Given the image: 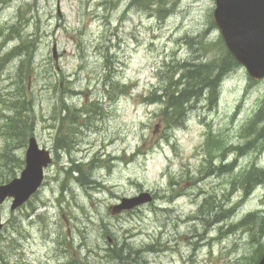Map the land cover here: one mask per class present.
I'll use <instances>...</instances> for the list:
<instances>
[{
	"label": "rangeland",
	"instance_id": "obj_1",
	"mask_svg": "<svg viewBox=\"0 0 264 264\" xmlns=\"http://www.w3.org/2000/svg\"><path fill=\"white\" fill-rule=\"evenodd\" d=\"M214 8L0 0V184L19 174L30 135L52 154L27 202L0 205V264L257 263L264 77L231 64L214 101L193 98L173 122L158 100L184 62L224 56ZM141 193L151 201L110 211Z\"/></svg>",
	"mask_w": 264,
	"mask_h": 264
},
{
	"label": "water",
	"instance_id": "obj_2",
	"mask_svg": "<svg viewBox=\"0 0 264 264\" xmlns=\"http://www.w3.org/2000/svg\"><path fill=\"white\" fill-rule=\"evenodd\" d=\"M213 21L227 49L245 66L248 74L254 79L264 76V0H215ZM49 161L48 151L38 149L34 137H30L25 167L18 178L0 185V203L13 197L10 209H14L27 200L41 184L42 167ZM149 199L145 193L122 199L120 204L111 207V211L129 209ZM257 264H264V253Z\"/></svg>",
	"mask_w": 264,
	"mask_h": 264
},
{
	"label": "trees",
	"instance_id": "obj_3",
	"mask_svg": "<svg viewBox=\"0 0 264 264\" xmlns=\"http://www.w3.org/2000/svg\"><path fill=\"white\" fill-rule=\"evenodd\" d=\"M134 1L143 4L147 0ZM153 1L158 3L163 2V0ZM16 49L20 50L21 48L17 47ZM222 50L223 52L221 54H225L220 58L218 65H214L212 61L204 63L199 61L184 62L181 66L183 74L179 76L177 81L173 82V75L170 76V79H168V82L162 88V94L158 97V100L162 101L164 104L162 112L164 113V116L167 117V122H173L176 118L182 117L187 103L201 94H205L210 102L214 101L213 98L217 91V85L221 76L229 71V65L237 64L223 45ZM217 67L218 71H216ZM72 119L73 118H70V120ZM257 173L263 175L262 171ZM123 246L118 247V249H113L115 252L114 256L120 261L128 259V254H123V251L127 250L126 248H123ZM137 252L138 250L133 253L136 254Z\"/></svg>",
	"mask_w": 264,
	"mask_h": 264
},
{
	"label": "bare ground",
	"instance_id": "obj_4",
	"mask_svg": "<svg viewBox=\"0 0 264 264\" xmlns=\"http://www.w3.org/2000/svg\"><path fill=\"white\" fill-rule=\"evenodd\" d=\"M17 97H18L19 99L21 98V96H17ZM20 100H23V97H22V99H20ZM191 100H192V99H191ZM191 100H190V101H191ZM96 203H97V202H96Z\"/></svg>",
	"mask_w": 264,
	"mask_h": 264
}]
</instances>
